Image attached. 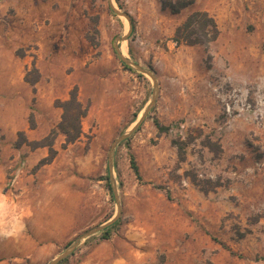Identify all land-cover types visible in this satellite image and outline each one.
Returning a JSON list of instances; mask_svg holds the SVG:
<instances>
[{
	"label": "rangeland",
	"instance_id": "rangeland-1",
	"mask_svg": "<svg viewBox=\"0 0 264 264\" xmlns=\"http://www.w3.org/2000/svg\"><path fill=\"white\" fill-rule=\"evenodd\" d=\"M111 6L132 24L120 52L154 74L157 94L114 148L119 224L108 239H81L67 264H264V0H197L178 13L158 0H0V264H47L116 212L109 149L154 85L114 51L128 20ZM196 6L208 7L218 37L176 46ZM74 85L89 104L83 133L65 148L57 134L56 155L38 166L47 147L18 145V134L46 135Z\"/></svg>",
	"mask_w": 264,
	"mask_h": 264
},
{
	"label": "trees",
	"instance_id": "trees-1",
	"mask_svg": "<svg viewBox=\"0 0 264 264\" xmlns=\"http://www.w3.org/2000/svg\"><path fill=\"white\" fill-rule=\"evenodd\" d=\"M161 8L168 9L170 13H178L185 7L192 4L195 0H158ZM219 34L218 25L212 15H210L206 10L195 9L190 11L185 18L176 26L172 40L175 45L186 44L193 45L199 44L207 47L212 41H214ZM127 69L129 66L122 63ZM131 70V69H130ZM32 73L35 75L31 76ZM31 76V77H30ZM25 80L29 83H35L39 78L38 70L33 67L28 70L24 76ZM56 105L61 108L60 120L57 124L52 127L49 132L38 140H27L23 132H19V137L16 144L20 145L26 143L30 148L43 147L46 146L48 149V154L42 157L38 161V166L46 163H50L57 153V150L53 147V142L57 134L61 133L64 136V141L61 144V148L67 147V145L77 141L82 135V119L86 116L88 112V102H83L78 96V88L74 85L69 93L68 97L64 100H58ZM30 127L34 126L32 115L30 116ZM155 127L158 132H162L168 129V126L163 125L157 118L153 120ZM178 153L180 159L183 157V147L178 146ZM130 166L134 171L135 175L139 178L138 166L130 154ZM106 180V185L110 189L109 184V174L106 172L104 175ZM119 224V218L115 220L110 225L106 226L99 232V240L108 239L114 228ZM93 237L89 236L87 239ZM72 241H68L69 245ZM224 247H227L224 242H221ZM228 248V247H227ZM73 251L71 252V254ZM69 255L59 260L55 264H67Z\"/></svg>",
	"mask_w": 264,
	"mask_h": 264
},
{
	"label": "water",
	"instance_id": "water-1",
	"mask_svg": "<svg viewBox=\"0 0 264 264\" xmlns=\"http://www.w3.org/2000/svg\"><path fill=\"white\" fill-rule=\"evenodd\" d=\"M111 8L118 15H122V16L126 17L127 20H128V32H127V34H125L121 38H116L115 39V42L113 43L114 51L118 55V57L121 60V62H123L127 66H129V67H131V68H133V69H135V70H137L139 72L147 74L152 79L154 88H153L152 96H151V98L149 100V103L144 108V110L141 112L140 116L137 118V120L134 122V124L128 130H126L125 132H123L122 134H120L118 137H116L113 140V142H112V144L110 146V149H109V153H108V174H109L110 186H111V189L113 191L114 198L116 199L117 209H116L115 214L111 218L106 220L105 222H103L101 224H98L96 226H93V227L89 228L88 230L84 231L78 238H76L75 241H73L60 254H58L57 256L52 258L47 264H55L59 260L63 259L68 254H70L72 252V250L76 246H78V244L80 243L81 239H85L87 236L102 230L103 228H105L106 226L110 225L111 223H113L115 220H117L119 218V216H120V203H119V200H118V194H117L116 186L114 184V180H113V176H112V163H113L114 148H115L116 144L119 141H121L122 139H125L126 137H128V135L131 132H133L140 125V123L144 120L145 116L147 115V113L151 109V107L154 104L155 99H156L157 85H156V79H155L154 74L149 69H146V68L142 67L141 65L135 63L134 61L124 57V55L119 50V45H118L119 41L125 39L127 37V35L129 34V32L132 30V24H131L130 16L128 15V13H126V12H124L122 10L116 9L113 6H111Z\"/></svg>",
	"mask_w": 264,
	"mask_h": 264
},
{
	"label": "crops",
	"instance_id": "crops-1",
	"mask_svg": "<svg viewBox=\"0 0 264 264\" xmlns=\"http://www.w3.org/2000/svg\"><path fill=\"white\" fill-rule=\"evenodd\" d=\"M194 4H197V0H196V2L194 1L192 4H190L189 6H187V7H185L186 9L188 8V7H191L192 5H194ZM184 8V9H185ZM195 9H205V10H208V7H206V6H203V7H199V6H196V7H194V8H192L191 10H189L188 12H187V14L190 12V11H193V10H195ZM183 10V9H182ZM186 14V15H187ZM185 15V16H186ZM52 212H50V216L51 215H54V216H56V210H54L53 211V213L51 214ZM72 225V222H70V226ZM49 239L50 240H56V234L54 233V234H50L49 236ZM34 244H38V240L36 239V238H34ZM19 253H22V252H19ZM94 260H95V258H94ZM92 258H90V257H88V258H86L85 260H84V258L80 261V262H78L77 264H99L98 262H95Z\"/></svg>",
	"mask_w": 264,
	"mask_h": 264
}]
</instances>
